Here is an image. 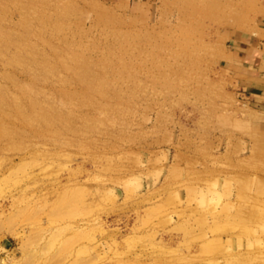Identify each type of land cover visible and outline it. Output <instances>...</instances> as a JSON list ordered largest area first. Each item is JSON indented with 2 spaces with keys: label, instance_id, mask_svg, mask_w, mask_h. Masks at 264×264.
<instances>
[{
  "label": "rangeland",
  "instance_id": "rangeland-1",
  "mask_svg": "<svg viewBox=\"0 0 264 264\" xmlns=\"http://www.w3.org/2000/svg\"><path fill=\"white\" fill-rule=\"evenodd\" d=\"M263 2L0 0V264H264Z\"/></svg>",
  "mask_w": 264,
  "mask_h": 264
},
{
  "label": "crops",
  "instance_id": "crops-1",
  "mask_svg": "<svg viewBox=\"0 0 264 264\" xmlns=\"http://www.w3.org/2000/svg\"><path fill=\"white\" fill-rule=\"evenodd\" d=\"M233 49L238 58L239 82L252 95L264 99V2L252 26L235 39Z\"/></svg>",
  "mask_w": 264,
  "mask_h": 264
},
{
  "label": "bare ground",
  "instance_id": "bare-ground-1",
  "mask_svg": "<svg viewBox=\"0 0 264 264\" xmlns=\"http://www.w3.org/2000/svg\"><path fill=\"white\" fill-rule=\"evenodd\" d=\"M256 116H258V115H256ZM249 117H251V116H249ZM253 117H255V116H253Z\"/></svg>",
  "mask_w": 264,
  "mask_h": 264
}]
</instances>
